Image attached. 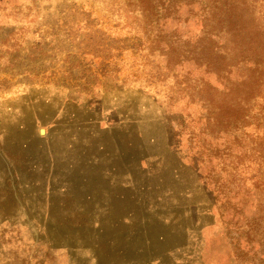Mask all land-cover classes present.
<instances>
[{
	"label": "rangeland",
	"instance_id": "rangeland-1",
	"mask_svg": "<svg viewBox=\"0 0 264 264\" xmlns=\"http://www.w3.org/2000/svg\"><path fill=\"white\" fill-rule=\"evenodd\" d=\"M0 0V264H264V0Z\"/></svg>",
	"mask_w": 264,
	"mask_h": 264
},
{
	"label": "trees",
	"instance_id": "trees-1",
	"mask_svg": "<svg viewBox=\"0 0 264 264\" xmlns=\"http://www.w3.org/2000/svg\"><path fill=\"white\" fill-rule=\"evenodd\" d=\"M238 1L237 0H226L225 9L222 8L223 11L229 13V15L234 14L238 9Z\"/></svg>",
	"mask_w": 264,
	"mask_h": 264
}]
</instances>
